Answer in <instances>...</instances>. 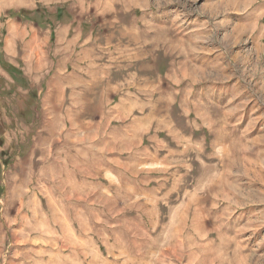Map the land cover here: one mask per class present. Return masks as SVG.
<instances>
[{
    "label": "rangeland",
    "instance_id": "1",
    "mask_svg": "<svg viewBox=\"0 0 264 264\" xmlns=\"http://www.w3.org/2000/svg\"><path fill=\"white\" fill-rule=\"evenodd\" d=\"M24 1L0 58L86 36L72 103L0 69V264H264V0Z\"/></svg>",
    "mask_w": 264,
    "mask_h": 264
},
{
    "label": "crops",
    "instance_id": "2",
    "mask_svg": "<svg viewBox=\"0 0 264 264\" xmlns=\"http://www.w3.org/2000/svg\"><path fill=\"white\" fill-rule=\"evenodd\" d=\"M4 2V0H3ZM9 8L13 7H34L35 4H30V2L24 1V0H9ZM5 5V4H4ZM3 7V6H2ZM12 19V18H11ZM14 24L17 23H11V29L13 32L15 31ZM35 24V23H34ZM21 24H18L16 27V31L12 34V38H14V35L16 36L14 40L17 42H24L25 36H26V30L25 28L20 29ZM36 25V24H35ZM37 30L39 26H34ZM40 28V27H39ZM83 30H78L77 25H74L73 23H59V25L54 29V52L53 54L57 57L55 63L45 64L38 66L37 70H32L30 67V55L34 52L43 53L42 50H34L31 52L29 50V45L27 48L23 47L21 53L17 49H13L12 46L9 47L7 44V40H5V44L3 45L2 53L4 56V59L7 60L9 63H11L13 66L18 67L21 69V81L25 78L27 81L28 86L35 87L37 89V94L39 97H42L43 103H59L65 104L67 99L70 100V103L74 101V98L72 100L71 97L74 96V94L78 93V82L75 80L76 75L75 73L78 71L77 63L75 61H71L72 59H68L69 57H72L73 54H76V49L78 47V41L81 38H85V33H83ZM84 34V35H83ZM89 34V33H88ZM70 35L69 39L65 38L66 36ZM51 40L48 37V41ZM86 40V39H85ZM88 40L84 41V44L87 43ZM91 47H86V51L89 50ZM84 49V47L82 48ZM63 50L65 51L63 53ZM67 51V52H66ZM0 69L6 74V78L11 81H14V77L12 74L8 71H6L1 63L0 60ZM101 70V67H100ZM37 71V72H36ZM35 73H42V75H37ZM48 73V79L47 75ZM0 74L3 75V73L0 71ZM4 76V75H3ZM44 80V85L39 84H33L32 80L35 82L41 81V79ZM88 89H90V86L88 84ZM29 88V87H27ZM23 89V87H22ZM73 94V95H72ZM74 104V102H73ZM72 105V104H71ZM72 110L77 109L76 106H71ZM110 121L113 120H119L117 118H109ZM111 133V134H110ZM123 131L118 128H111V131L108 133V140L109 145L112 144V148H109L107 152H122V151H128L127 150H121L119 149L120 144H123L120 138V135H122ZM131 135V134H130ZM117 146V148H116ZM132 150V149H131ZM130 150V151H131Z\"/></svg>",
    "mask_w": 264,
    "mask_h": 264
},
{
    "label": "trees",
    "instance_id": "3",
    "mask_svg": "<svg viewBox=\"0 0 264 264\" xmlns=\"http://www.w3.org/2000/svg\"><path fill=\"white\" fill-rule=\"evenodd\" d=\"M23 11L25 12V14H22L21 16L22 17H26V18H29V19H32L33 21H36V23H37V25H40V26H42L41 24H43V25H46V24H50L51 23V20H37V19H34V16L33 17H31V15L33 14V10H26V9H23ZM35 12H38V10L37 11H35ZM29 13V15H26V14H28ZM70 22V21H69ZM63 23H67L66 21L65 22H63ZM0 60H1V63H2V66H3V68L6 70V71H8V72H10L11 74H12V76L14 77V79H18V81H20V79H21V74H22V71H21V69L20 68H18V67H15V66H13L11 63H9L7 60H5V59H2V58H0ZM11 70H15V72H11ZM37 93V92H36Z\"/></svg>",
    "mask_w": 264,
    "mask_h": 264
}]
</instances>
